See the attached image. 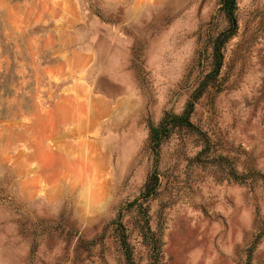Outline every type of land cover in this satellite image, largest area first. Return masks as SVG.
<instances>
[{
  "label": "rangeland",
  "instance_id": "1",
  "mask_svg": "<svg viewBox=\"0 0 264 264\" xmlns=\"http://www.w3.org/2000/svg\"><path fill=\"white\" fill-rule=\"evenodd\" d=\"M235 16L204 83L219 0H0V264H264V0Z\"/></svg>",
  "mask_w": 264,
  "mask_h": 264
},
{
  "label": "trees",
  "instance_id": "2",
  "mask_svg": "<svg viewBox=\"0 0 264 264\" xmlns=\"http://www.w3.org/2000/svg\"><path fill=\"white\" fill-rule=\"evenodd\" d=\"M219 4L224 19L227 22V28L223 32L217 34L215 38L211 39V41H209L211 48L212 71L205 77L204 83L207 82L206 80L212 79L219 72V69L222 65V50L226 42H228V40H230V38L233 36L237 25L235 16L236 0H219ZM190 109H188L182 116L167 114L157 127L150 128V142L154 150L158 149L161 142L169 136L170 130L174 125H184L191 127L189 122ZM121 243L125 251L127 252V250H129L128 252H130L128 242L123 239ZM127 255L126 261L128 264H131Z\"/></svg>",
  "mask_w": 264,
  "mask_h": 264
},
{
  "label": "snow or ice",
  "instance_id": "3",
  "mask_svg": "<svg viewBox=\"0 0 264 264\" xmlns=\"http://www.w3.org/2000/svg\"><path fill=\"white\" fill-rule=\"evenodd\" d=\"M184 135H185V136H190V133H187V132H186Z\"/></svg>",
  "mask_w": 264,
  "mask_h": 264
}]
</instances>
